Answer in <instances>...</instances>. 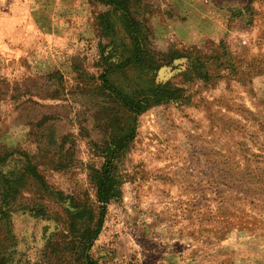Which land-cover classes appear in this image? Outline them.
Masks as SVG:
<instances>
[{"label":"rangeland","instance_id":"rangeland-1","mask_svg":"<svg viewBox=\"0 0 264 264\" xmlns=\"http://www.w3.org/2000/svg\"><path fill=\"white\" fill-rule=\"evenodd\" d=\"M129 9L152 56L124 67L134 42L115 19L113 32L104 29L102 1L0 0V155L28 154L48 193L62 198L46 199L27 176L9 182L6 196L3 178L12 181L22 161L0 160V264H82L83 233L65 211L86 203L95 222V172L105 162L120 197L105 207L85 263L161 264L175 256L171 205L159 232L136 217L134 206L145 201L132 198L130 182L146 163L163 166L150 177L186 182L180 222L181 210L189 212L196 231L179 232L198 245L179 250L174 264H264V0H131ZM171 51L182 58L164 63ZM104 69L106 84L128 96L151 85L178 92L133 117L109 91L98 92ZM126 130L134 164L126 152L110 154ZM39 205L48 216L32 215Z\"/></svg>","mask_w":264,"mask_h":264},{"label":"trees","instance_id":"trees-1","mask_svg":"<svg viewBox=\"0 0 264 264\" xmlns=\"http://www.w3.org/2000/svg\"><path fill=\"white\" fill-rule=\"evenodd\" d=\"M96 1H102L104 5H106L109 8V11L102 16V22L104 29L107 31H114V21L113 19L117 20L120 24L124 32L126 31L130 35V40L134 42V54L129 57L124 59V67L131 66L135 63H139L142 59L140 58H145V57H150L152 56L150 51L142 50V42L143 40V35L141 32V29L137 22L132 18L131 12L129 9V4L131 0H96ZM144 48V45H143ZM172 52V51H171ZM169 53L167 55H163V61L164 63H172L174 60H178L179 58H182L179 53L176 51ZM154 56L152 57V59ZM153 63V62H152ZM104 64V68H105ZM152 64H149V69L151 70ZM154 67V63H153ZM155 69V68H154ZM107 75V70L104 69V74L100 76L99 80L104 81V84H98V92L102 93L104 91H109L111 95L114 98H117L124 109L129 112L130 115H133V117L138 116L139 113L142 112L145 108L148 106H151V104H160V103H166L169 101H172L176 97V91H170L166 88V86H161V85H151L145 88H141L137 91H135L133 94L129 95L128 94H122L119 90L116 88L112 87L110 84H106L105 76ZM138 98H141L139 100ZM125 127V126H124ZM120 130H122L124 128ZM130 130H126L124 133V145L119 144L118 148H114L115 150L111 151V155H114L117 153V156H121L122 153L127 152L129 150V147L131 145V142L133 140V134L132 132L129 134ZM119 143V142H118ZM117 143V144H118ZM116 144V145H117ZM122 145V146H121ZM17 151H11L7 152L4 155H0V160H6L8 157L14 156L15 154L18 155L19 160L22 161L21 163V170L16 173H12L10 176H12L14 179L12 181L6 180V178H3L0 176V179L3 178L4 184H5V189H4V194L9 197V187L8 183L11 182L13 185H17L20 183L22 178L24 176H27V178H33L34 182H36L43 193L46 195V199H51V201H56V203H61L62 198L61 194H56L54 198L50 193H48L45 185L39 181V177L36 174V166L32 160V158L24 153V152H17ZM104 155V154H103ZM116 156V157H117ZM110 162H105L104 166L99 172H95L96 176L100 177L96 181V198L97 202L100 204L98 208V215L95 218L94 222V214H93V209L88 206L86 203H84L82 206L80 205H74L70 206V208L74 211L73 213L68 211H65V213L71 218V223L72 229H75L74 231L79 232L80 230L83 233V239L84 241L76 243V255L79 257V259L82 260V264H91L89 262L85 263L84 262V256L83 253L86 250V248L90 245L91 241L95 239L97 234L99 233L102 223H103V218L106 213V206L109 202L116 201L120 197V188L117 187L116 183L114 182L113 178L110 177L111 170H110ZM56 169L60 170L63 169L62 167H57ZM8 181V182H7ZM57 196V197H56ZM42 199H44L42 197ZM65 201L68 200V198L64 199ZM71 201V200H70ZM73 203V202H72ZM32 215L37 218H43L45 215L48 216L44 212V205H39L37 208H30L29 210ZM75 219L81 222H76ZM81 227V229H80Z\"/></svg>","mask_w":264,"mask_h":264},{"label":"crops","instance_id":"crops-1","mask_svg":"<svg viewBox=\"0 0 264 264\" xmlns=\"http://www.w3.org/2000/svg\"><path fill=\"white\" fill-rule=\"evenodd\" d=\"M54 11V8H53ZM56 12V9H55ZM2 13L0 12V15ZM41 17V16H40ZM35 17V19L38 22H41V18ZM54 17V16H53ZM6 19V18H4ZM40 19V20H39ZM9 20V17H8ZM37 24V23H35ZM54 26V25H53ZM13 29V28H12ZM11 29V31H12ZM40 32L41 29H39ZM13 31L11 33V35H13ZM17 33V32H16ZM47 33H50L52 35H54L53 31H48ZM5 131L2 129V124L0 123V138L4 135ZM23 144V143H22ZM135 148V147H134ZM132 152H133V147L130 148L128 150V152H126L125 157L129 160L130 164H134L136 162L133 161L132 158ZM124 158V156H123ZM140 167V166H139ZM163 167V166H162ZM162 167H157L155 165H152L150 167H147V164H142V166L140 167V171L141 173H138V176H136L133 181H131L130 183H132V185L135 186L136 191L133 192V196L132 198H141L145 201V206H143V204H138L137 206H134L135 209H137L136 211H140L141 214H138L136 217H138V221L142 222V223H150V229L158 226L159 230L158 232L161 230V227L164 225V223L167 221V214L164 212V208H166V205H171V208L174 209L175 215H174V223H172V225L174 227H176L177 231H176V235H174L173 239H170V243L169 246L172 248V252H174L175 256L174 257H168V258H160V263L161 264H174L175 260L179 259V250L183 251V250H195L197 249V245L198 242L197 240L194 239V237H191L187 232L186 235H182L181 230H183V226L188 227L187 230L191 231L193 234L196 231L193 225V221L190 217L189 212H185L184 210H181V212L185 213L184 217H185V221L184 223H181V216H180V209L182 208V203L184 202V198H188V191L185 188L184 190H186V193H183V185L185 186L186 182L181 181V180H177L174 179L173 177H169L167 175H164L162 177H150L151 173L150 172H155V171H160V169ZM149 173V178L147 177V174ZM145 174L146 177H144L143 175ZM141 184H147L148 186L155 184L157 186H159L158 190L156 189H150L149 187H147L146 189H143L141 187ZM169 188V190H168ZM147 196H149L148 198H146ZM147 200L153 201V202H158L156 205L154 204H148L146 203ZM186 200V199H185ZM143 206V208H141ZM181 206V207H180ZM183 207H185L188 210V207H186L185 203H183ZM158 209V210H155ZM146 210L149 211H153V215H149L148 218L146 220H144V213ZM158 211V212H157ZM139 213V212H137ZM181 213V214H183ZM143 218V220H141ZM182 225V226H181ZM202 246V243L201 245ZM175 248L177 251H175ZM193 258H189L186 259L187 264H193ZM144 264H146V261L144 262ZM196 264V263H194ZM204 264H209V263H204ZM212 264V263H210ZM214 264V263H213Z\"/></svg>","mask_w":264,"mask_h":264}]
</instances>
